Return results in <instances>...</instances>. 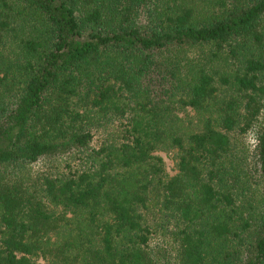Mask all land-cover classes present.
<instances>
[{
    "label": "trees",
    "instance_id": "16d2710c",
    "mask_svg": "<svg viewBox=\"0 0 264 264\" xmlns=\"http://www.w3.org/2000/svg\"><path fill=\"white\" fill-rule=\"evenodd\" d=\"M40 259L264 264V0H0V264Z\"/></svg>",
    "mask_w": 264,
    "mask_h": 264
},
{
    "label": "rangeland",
    "instance_id": "374dc122",
    "mask_svg": "<svg viewBox=\"0 0 264 264\" xmlns=\"http://www.w3.org/2000/svg\"><path fill=\"white\" fill-rule=\"evenodd\" d=\"M233 61V59H232ZM228 65H234V63H227ZM218 83L220 81L218 80ZM179 116L181 118V123L183 126V131L191 132L193 130H198L201 128L202 121H201V115L197 113L196 110L192 108H187L181 112H179ZM233 140L239 144L240 150L242 151L243 155L250 156L251 153H253L257 140H256V132L254 130H249L247 133H240L239 131L232 133ZM97 140L95 142L96 145H98L103 140V135L100 134V136L96 137ZM157 154L162 156L166 163V168L169 176H173L177 173V162H178V156L179 151L178 148L165 146L157 151ZM67 160L63 161L62 159L58 160H41L37 164L34 165L33 169L37 172H55V174H67L69 172L68 167L66 164L70 162V158L65 157ZM74 160V159H72ZM72 165L76 166L73 161ZM76 162H78V158L76 159ZM78 166V163H76ZM161 242L160 240H154L153 243ZM42 264H51L49 260L46 259H40L39 260Z\"/></svg>",
    "mask_w": 264,
    "mask_h": 264
}]
</instances>
